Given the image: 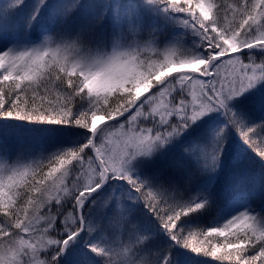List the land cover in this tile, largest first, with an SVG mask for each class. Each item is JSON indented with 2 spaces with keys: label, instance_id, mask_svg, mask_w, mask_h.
Masks as SVG:
<instances>
[{
  "label": "snow or ice",
  "instance_id": "snow-or-ice-1",
  "mask_svg": "<svg viewBox=\"0 0 264 264\" xmlns=\"http://www.w3.org/2000/svg\"><path fill=\"white\" fill-rule=\"evenodd\" d=\"M23 3L0 5V264H264V0Z\"/></svg>",
  "mask_w": 264,
  "mask_h": 264
},
{
  "label": "trees",
  "instance_id": "trees-1",
  "mask_svg": "<svg viewBox=\"0 0 264 264\" xmlns=\"http://www.w3.org/2000/svg\"><path fill=\"white\" fill-rule=\"evenodd\" d=\"M10 2V0H0V5H4L6 3ZM50 2L53 3H70L72 2V0H50ZM97 2H103V0H97ZM34 4V0H24V3L22 6L19 7V9L16 12V16L14 19L18 20L21 22H23V20L27 17V15L31 12L32 7ZM262 170L259 166L258 163L256 164H252L249 166V180L250 182H258L259 177L262 174ZM256 186L258 187V183L256 184ZM192 215H196V214H192ZM200 239H204V237H200ZM211 243H215L217 240H220L222 242V238L220 237H216V238H208ZM209 244V246H210ZM204 259H211V258H204ZM213 264H215V262H213Z\"/></svg>",
  "mask_w": 264,
  "mask_h": 264
}]
</instances>
